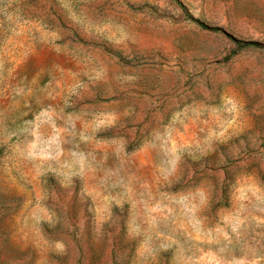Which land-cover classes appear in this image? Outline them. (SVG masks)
Returning a JSON list of instances; mask_svg holds the SVG:
<instances>
[{"label": "rangeland", "instance_id": "rangeland-1", "mask_svg": "<svg viewBox=\"0 0 264 264\" xmlns=\"http://www.w3.org/2000/svg\"><path fill=\"white\" fill-rule=\"evenodd\" d=\"M0 264H264V0H0Z\"/></svg>", "mask_w": 264, "mask_h": 264}]
</instances>
